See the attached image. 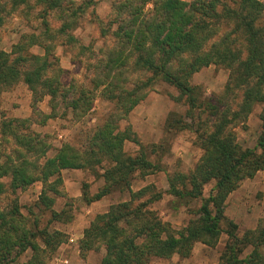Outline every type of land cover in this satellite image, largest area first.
<instances>
[{
	"label": "trees",
	"instance_id": "trees-1",
	"mask_svg": "<svg viewBox=\"0 0 264 264\" xmlns=\"http://www.w3.org/2000/svg\"><path fill=\"white\" fill-rule=\"evenodd\" d=\"M112 0L103 20L94 18V26L103 40L91 58L83 81H60L53 50L77 43L72 31L92 0H0V27L12 16L33 24L30 34H21L8 51L0 50V92L18 83L30 93V108L44 97L50 113L42 115L38 125L55 117L57 109L67 111L70 121H78L91 109L95 96L112 105L101 122L90 130L82 146L63 143L52 157H46L47 145L30 130L29 119H8L0 123V135L12 145L0 154V264H47L48 256L62 242V234L38 228V220L29 215L49 214V221L69 219L64 212L52 211L60 196V173L88 171L102 180V187L89 195L81 186L85 206L118 191L127 192L128 201L111 205L96 214L82 230L78 251L84 255L101 249L98 264H149L151 259L189 256L194 243L213 246L220 234L226 242L218 258L220 264H264V228L246 231L238 238L236 226L224 222L223 201L238 183L264 167V20L259 0ZM150 4L151 8L145 10ZM263 20V21H262ZM36 23V25L34 24ZM228 28L225 33L223 28ZM36 31V32H35ZM232 34L233 36H229ZM236 43V45H235ZM40 48L41 54L30 53ZM210 65L227 71L223 96L241 92L234 109L224 104H203L197 89L189 86L191 76ZM154 81L172 86L183 98L188 117L205 110L213 117L208 132L194 131V140L203 154L187 175L166 176V194L174 207L200 200L194 219L178 231L157 218L149 207L159 194L133 203L146 189L130 193L135 173L141 177L157 170L139 150L130 156L124 142L139 145L129 128L119 129L128 113L144 98ZM130 85V86H129ZM254 106H260V131L251 148H241L228 131L242 123ZM201 124L196 128L200 129ZM190 128V125L186 126ZM40 183L36 200L23 215L16 191ZM213 186L202 198L204 185ZM8 196L9 199L7 198ZM39 217V216H38ZM249 251L241 256L245 249ZM27 259L15 262L24 253Z\"/></svg>",
	"mask_w": 264,
	"mask_h": 264
},
{
	"label": "rangeland",
	"instance_id": "rangeland-1",
	"mask_svg": "<svg viewBox=\"0 0 264 264\" xmlns=\"http://www.w3.org/2000/svg\"><path fill=\"white\" fill-rule=\"evenodd\" d=\"M92 1L93 6L88 9L87 14L81 17L77 27L72 31L77 43L58 46L53 50L56 64L62 70L60 81L64 85L70 83L71 80L83 81V77L87 74L86 69L93 64L92 54L102 48L100 46L103 40L94 26V18L103 20L112 0ZM183 1L189 2L190 0ZM220 1L227 6H232L231 0ZM259 1L263 5L264 20V0ZM150 8V4L145 6V10ZM33 26L21 17H10L0 27V50L8 51L21 34H30ZM223 31L229 33L228 28L224 27ZM229 36L233 35L229 34ZM29 52L42 53L40 48L36 47L31 48ZM227 74L222 67L210 65L194 73L188 84L197 89L198 95L196 96L203 104L219 106V109L226 104L234 109L239 102L241 92L233 91L223 96ZM145 92L144 98L128 113L126 119L119 123V129L129 128L139 144L124 142L123 151L127 155L134 156L142 150L146 159L156 164L158 169L148 172L143 177L135 173L130 181L129 190L130 193H136L147 187L138 198L134 199L133 203L149 199L153 194H159L160 199L154 201L147 209L150 207L157 218L167 223L172 231H178L189 220L194 219V212L198 209L200 200L192 201L186 206L174 207L172 197L166 194L168 189L166 176L187 175L193 169L203 154L202 149L194 140V131L208 132L209 122L213 117L209 115L208 110L199 114V120L196 117H188L184 98L172 86L165 83L154 81ZM47 100L48 98L44 97L38 102L35 106L37 112L32 113L30 93L21 83L0 92V123L8 119L27 118L32 121L33 125L30 126V130L38 134L47 145L46 157H52L55 149L63 143L74 147L82 146L87 133L98 125L112 109L111 104L97 95L90 111L80 120L70 121L69 113L58 108L55 117L47 119L41 126L37 124L40 122V117L50 113ZM259 111L260 106H254L242 123H236L228 128L239 147L251 148L255 144L260 131ZM198 123L201 124L200 129L196 128ZM187 125H190V128H187ZM12 148L9 140L0 135V154L4 155ZM60 179L62 183L60 196L55 197L51 210L56 213L64 212L69 219L61 217L59 221L50 222L47 211L41 215H29L27 218L29 221L36 218L38 228L46 227L49 231L54 230L62 234V242L48 256L47 264H60V261H65L64 264H98L101 249L89 251L84 255H80L78 251L77 246L82 230L96 214L106 213L109 206L128 201L130 197L125 191H114L99 201L85 206L80 198L82 184H87L86 192L91 195L102 187V180L96 179L88 171L81 170L62 171ZM212 186V183L203 186L202 198L208 196ZM40 189V183L36 182L23 190L16 191V201L23 215L27 214V208L36 200ZM4 194L0 196L1 205L7 202ZM222 212L224 222L221 226L225 228L226 221H231L236 226L235 235L238 238L248 230L264 228V167L255 172L252 177L241 180L237 187L226 195ZM225 242L226 236L220 234L213 246L194 243L186 258L172 255L165 260L151 259L149 264H220L218 258ZM248 251L249 248L245 249L241 256ZM261 252L264 254V246ZM28 256L26 252L16 258L15 262L21 263Z\"/></svg>",
	"mask_w": 264,
	"mask_h": 264
},
{
	"label": "built area",
	"instance_id": "built-area-1",
	"mask_svg": "<svg viewBox=\"0 0 264 264\" xmlns=\"http://www.w3.org/2000/svg\"><path fill=\"white\" fill-rule=\"evenodd\" d=\"M70 242L72 241L71 239L69 240ZM65 261H60V264H64ZM52 264H55V263H52Z\"/></svg>",
	"mask_w": 264,
	"mask_h": 264
}]
</instances>
